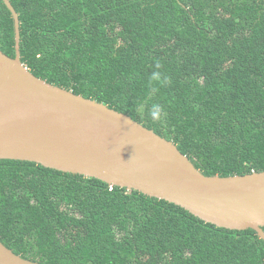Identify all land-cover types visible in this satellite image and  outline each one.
<instances>
[{
  "label": "trees",
  "instance_id": "1",
  "mask_svg": "<svg viewBox=\"0 0 264 264\" xmlns=\"http://www.w3.org/2000/svg\"><path fill=\"white\" fill-rule=\"evenodd\" d=\"M10 2L36 77L130 116L206 176L264 171V0ZM0 50L15 57L3 0ZM0 240L41 264H264L252 229L26 161L0 160Z\"/></svg>",
  "mask_w": 264,
  "mask_h": 264
},
{
  "label": "water",
  "instance_id": "2",
  "mask_svg": "<svg viewBox=\"0 0 264 264\" xmlns=\"http://www.w3.org/2000/svg\"><path fill=\"white\" fill-rule=\"evenodd\" d=\"M15 57L0 50V160L33 162L173 203L219 228L252 229L264 241V171L204 175L172 141L103 103L33 75L22 62L19 14ZM0 264H41L0 240Z\"/></svg>",
  "mask_w": 264,
  "mask_h": 264
},
{
  "label": "clouds",
  "instance_id": "3",
  "mask_svg": "<svg viewBox=\"0 0 264 264\" xmlns=\"http://www.w3.org/2000/svg\"><path fill=\"white\" fill-rule=\"evenodd\" d=\"M153 115H155V113H153Z\"/></svg>",
  "mask_w": 264,
  "mask_h": 264
}]
</instances>
